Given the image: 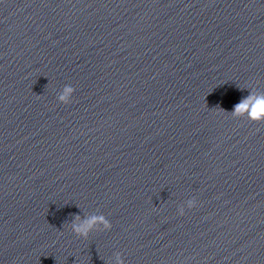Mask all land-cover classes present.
I'll use <instances>...</instances> for the list:
<instances>
[{
	"label": "clouds",
	"instance_id": "obj_1",
	"mask_svg": "<svg viewBox=\"0 0 264 264\" xmlns=\"http://www.w3.org/2000/svg\"><path fill=\"white\" fill-rule=\"evenodd\" d=\"M75 88L71 85H65L62 91L58 94V101L63 104L71 103V98ZM233 116H247V118L256 123H264V92L250 91V94L245 97L240 103L234 106ZM195 198L189 199L186 202L187 208L192 209L196 206ZM180 215L185 212L184 205L178 208ZM97 226L104 230H110L112 224L103 214L91 215L81 218L79 215H74L71 221L72 231L79 237L87 238L89 233ZM116 264H125L120 253H116Z\"/></svg>",
	"mask_w": 264,
	"mask_h": 264
}]
</instances>
